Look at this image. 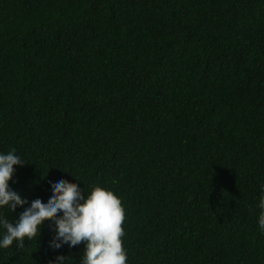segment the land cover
I'll use <instances>...</instances> for the list:
<instances>
[{"label": "trees", "instance_id": "1", "mask_svg": "<svg viewBox=\"0 0 264 264\" xmlns=\"http://www.w3.org/2000/svg\"><path fill=\"white\" fill-rule=\"evenodd\" d=\"M11 149L29 202L56 176L111 189L127 264H264V0H0ZM54 232L46 217L0 264H79Z\"/></svg>", "mask_w": 264, "mask_h": 264}, {"label": "clouds", "instance_id": "2", "mask_svg": "<svg viewBox=\"0 0 264 264\" xmlns=\"http://www.w3.org/2000/svg\"><path fill=\"white\" fill-rule=\"evenodd\" d=\"M23 162L15 149L0 151V209L15 211L24 206L11 220L0 214V248H7L14 240L17 247H22L25 237H36L47 217L55 228L49 241L52 248L83 243L79 264H127L121 240L124 211L120 198L111 189L93 183L84 191L76 182L56 176L50 180L45 198L36 197L29 202L9 185L16 171L14 165ZM256 207L257 225L264 233V183L260 184ZM65 258L57 252L48 264H66Z\"/></svg>", "mask_w": 264, "mask_h": 264}]
</instances>
